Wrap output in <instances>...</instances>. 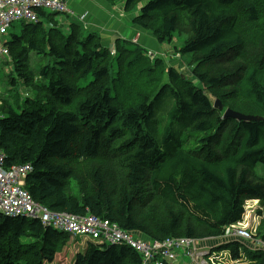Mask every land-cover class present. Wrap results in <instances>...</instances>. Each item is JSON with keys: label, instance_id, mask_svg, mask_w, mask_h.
<instances>
[{"label": "trees", "instance_id": "1", "mask_svg": "<svg viewBox=\"0 0 264 264\" xmlns=\"http://www.w3.org/2000/svg\"><path fill=\"white\" fill-rule=\"evenodd\" d=\"M125 10H137L131 22L162 45L184 35L176 51L191 57V76L166 71L162 55L138 42L117 38L112 48L39 10L40 20L23 22L7 42L19 78L35 90L30 108L0 105L7 165L33 164L26 187L49 210L90 212L149 240L218 238L258 198L254 247L227 240L212 252L264 264L255 245L264 240V177L255 173L264 166V0H125ZM33 53L55 65L32 73ZM226 108L261 118H225ZM71 239L38 219L0 214V264L54 263L68 258ZM69 261L143 259L128 245L90 240Z\"/></svg>", "mask_w": 264, "mask_h": 264}, {"label": "built area", "instance_id": "2", "mask_svg": "<svg viewBox=\"0 0 264 264\" xmlns=\"http://www.w3.org/2000/svg\"><path fill=\"white\" fill-rule=\"evenodd\" d=\"M39 10L71 14L68 4L64 0H0V55H9L7 40L3 37L8 34L10 27L16 20L38 22ZM7 157L0 152V214L13 218L14 216L38 219L45 226H51L67 232L74 239L91 237L98 243L128 245L142 256V264H206L204 260L215 264L214 259L223 257L210 252L198 240L190 237H173L165 240L145 239L135 231H127L118 223L110 219H101L94 216L76 215L69 212L50 211L37 202L29 189H25L26 180L34 171L31 163L7 165ZM92 215V214H88ZM241 223V222H240ZM231 225L226 228L239 235L230 240H242L243 237L255 239L252 231L246 230L244 223ZM233 232V233H234ZM253 232V233H252ZM245 240V239H244ZM257 244L264 248V242L258 239ZM195 245V246H194ZM195 248H197L195 253ZM199 249V251H198ZM204 258V259H203ZM185 259H188L186 262Z\"/></svg>", "mask_w": 264, "mask_h": 264}, {"label": "rangeland", "instance_id": "3", "mask_svg": "<svg viewBox=\"0 0 264 264\" xmlns=\"http://www.w3.org/2000/svg\"><path fill=\"white\" fill-rule=\"evenodd\" d=\"M64 1H66V0H64ZM109 3L112 5L113 8L110 9L109 11H107V13L108 14L111 13L112 16L109 17V16L105 15V11L103 10V16L104 17L100 21L95 20L94 18L89 19V16L86 14H85L86 16L84 17V19H81V20H79L77 17H74V16L69 15L67 13H59L58 17L61 19L70 20L69 23H71V21H72V22L81 24L84 27V29L87 31V32L84 31V38H86L89 35L88 33H94V34H96L102 38V41L104 44H107L112 48L117 43L116 42L117 38H116V36H114L115 34H113V33H115V32L120 33V31L122 29H126L125 27L129 26L130 28H133V31L131 33L129 31L127 37L125 35V36H119L118 38H120V39L126 38L128 40H131V41L136 42V43L138 42V43L143 44V45H146L147 41L142 43L141 39L147 38L148 41L151 44H153V47H152L153 53L151 54V56L153 57L157 54L162 55L161 57H163L165 59L166 71L170 70L171 67H175L178 71L183 72L188 76H191L190 74L192 72V67H191V64L189 63L191 60V57L184 55L183 53H181L179 51H176L177 47L180 48L183 45L184 35H178L177 34L176 38L174 39V42L166 43V44L162 45V44H160V42L157 41V39L150 32V30L144 29L141 26L134 24L133 21L131 22L133 16L138 15V11L137 10H135L133 12L126 11L125 10V0H118L117 3H114V4L111 2H109ZM67 4H68V2H67ZM142 5H143V3H142ZM139 7H141V5H139ZM48 12H50V11H48ZM117 18H119L120 20H117ZM23 22H27V21H24V20L14 21L12 26L9 29L8 34L5 35L3 37V39L6 40L5 38L7 36L9 39H11L13 32H17L20 34ZM125 23H127L129 25H127ZM7 42H8V40H7ZM156 45H157V47H156ZM147 48H149V47H147ZM114 52H115V50L113 49V53ZM174 56H176V60L173 59ZM11 60H12V58L10 55H5V54L0 55V105H2V103H4V102H7L9 105L12 106V108H14V110H16L17 112H20L25 108H30V104L28 103L27 100L35 98V90L33 88H29V86H27L25 84V82L21 78H19ZM47 64L54 66L55 62L46 61V58H44L41 54L38 55V54L33 53L31 55L30 67H31L32 73L34 72V74H39L40 69L42 67L46 66ZM14 79H17L15 83H13ZM36 79H38L37 76H36ZM210 97L213 100V102L215 103L216 98L213 95H211ZM217 99L222 106V109H220V110H223L224 109V106H223L224 101H222L221 98H217ZM227 109L228 108H226L225 111ZM225 111H224V113H225ZM0 116H1V114H0ZM255 173L258 176L264 177V166L262 164H259L255 168ZM24 188L27 189L26 186H24ZM245 209H246V211H245V214L243 216V220L241 223L242 224L244 223V226H245L246 230L249 231V233L252 231V229L249 227H252L254 229L253 232H254V236H255L256 232L260 233V231L258 229H259V224L262 220V215L259 212L260 210H262V205H261L260 199H258V198L247 199L245 202ZM88 214H92V213L88 212V213L83 214V215L94 216V217L98 218L99 220L105 219L104 217H100L101 218L100 219L95 214H92V215H88ZM13 218L16 219V218H20V217L14 216ZM234 230H235L234 228L229 229L227 231L228 232L227 235H226V230H225L224 234L221 236H218V238L217 237H207V238H203V239H197L198 245L204 243L205 245L210 246L208 244V242H205V241L212 240V239H218V240H215L211 243L212 249H216L219 246H221L222 243L227 241L226 239H223V238L231 239V238L238 237L239 233L234 232ZM243 238L245 240L243 241V239H242L241 241L245 242L250 247H254V244H253L254 241H252L251 236L250 237H243ZM90 240L95 241L91 237H82V238H79L76 240L72 237L71 242L69 243L68 249H67L68 258L66 256L64 258H57L56 257L54 263H46V264H70L69 260L73 258V255L76 253V251H83L85 249L86 243H88ZM262 241L264 242V240H262ZM255 245L257 246V248H260V245L257 244L256 242H255ZM194 249H195V253H196L197 248L194 247ZM227 249L228 248H226V250ZM198 251H199V249H198ZM225 252L226 253H224V252H220V253H224L228 256L229 255L228 250ZM226 255L223 256L222 258L214 259V261L216 262L215 264H233L234 261L231 260L230 258H228ZM206 259H207V257H206ZM206 259H204L207 262L206 264H211ZM226 259H228V260H226ZM63 261H64V263H63ZM185 261L189 262L187 260H185ZM243 262H244L243 264L248 263L246 258L243 259Z\"/></svg>", "mask_w": 264, "mask_h": 264}, {"label": "crops", "instance_id": "4", "mask_svg": "<svg viewBox=\"0 0 264 264\" xmlns=\"http://www.w3.org/2000/svg\"><path fill=\"white\" fill-rule=\"evenodd\" d=\"M66 1L68 2L69 9L72 11V13L70 15H72L74 17H77L79 20L84 19V17L86 15H88L89 16V19L90 18H94L95 20L100 21L104 17L103 16V10L105 11V15H107L109 17L112 16L111 13H109V14L107 13V11H109L110 9L113 8L112 5L108 2V0H66ZM59 19H61V18H59ZM117 20H120V19L117 18ZM60 21L65 24L64 26L67 29V25L69 24L70 20H68V19L67 20L66 19H61ZM125 24H127V23H125ZM127 25H129V24H127ZM125 28L126 29H122L120 31V33H118V32L113 33V34H115L114 36H116V38H118L119 36H125L126 35V37H127L129 31H130V33L133 31V28H130L129 26H126ZM13 34H18L19 35V33H17V32H13L12 33V36H13ZM5 39L9 41L12 38L9 39L8 36H7ZM141 40H142V43H144L145 41H147L146 42V45H144V46L145 47H149V48L152 49L153 44H151L148 41L147 38H143ZM156 47H157V45H156ZM9 55H10V53H9ZM12 63H13V61H12ZM215 240H218V239L207 240L205 242H208V244L211 245V243L213 241H215ZM202 245L205 246V247H207V245H205L204 243Z\"/></svg>", "mask_w": 264, "mask_h": 264}, {"label": "water", "instance_id": "5", "mask_svg": "<svg viewBox=\"0 0 264 264\" xmlns=\"http://www.w3.org/2000/svg\"><path fill=\"white\" fill-rule=\"evenodd\" d=\"M215 106L222 109V106L221 104L219 103V101H216L215 102ZM225 118H228V117H235L237 119H241V120H247V121H250V120H259L261 117L259 116H255V115H246V114H243V113H240V112H237V111H234L233 109H230L228 108L226 111H225V114H224Z\"/></svg>", "mask_w": 264, "mask_h": 264}, {"label": "bare ground", "instance_id": "6", "mask_svg": "<svg viewBox=\"0 0 264 264\" xmlns=\"http://www.w3.org/2000/svg\"><path fill=\"white\" fill-rule=\"evenodd\" d=\"M210 252H211V249H210Z\"/></svg>", "mask_w": 264, "mask_h": 264}]
</instances>
